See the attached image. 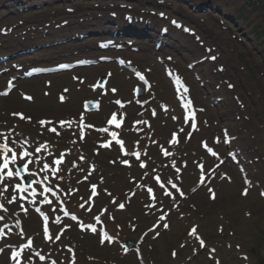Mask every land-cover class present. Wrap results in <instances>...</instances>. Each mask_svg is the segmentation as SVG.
<instances>
[{
  "label": "rangeland",
  "instance_id": "rangeland-1",
  "mask_svg": "<svg viewBox=\"0 0 264 264\" xmlns=\"http://www.w3.org/2000/svg\"><path fill=\"white\" fill-rule=\"evenodd\" d=\"M63 1L70 0H0V27L23 20L43 19V22L55 14V8L60 11L64 8L65 5L61 4ZM115 1L126 2V0H80L78 8L99 12L102 8L96 9L94 6L96 3H103L106 6ZM208 1L212 6L201 11L199 9L201 7L198 6L200 2ZM167 2L164 7L173 9L174 13L186 23L197 27L205 44L217 49L215 53L218 55L217 62H205L197 66L198 70L202 69V72L207 74L204 77V93L200 91L202 102H206V92H214L215 99H223L218 104L209 100L212 107L207 116L211 123L213 121L217 124H226L231 134L235 135L234 148L241 151L248 165L253 188L247 196L241 194L245 185L238 171L231 168L233 166L231 163L224 164L218 169L217 159L199 148L198 140L205 136L200 133L198 136L195 135L191 144L187 146L186 152H190L191 155L189 159L177 165L182 168V172H176L174 167H168L169 172L167 169L162 171V177L167 181L175 180L178 176L184 178L180 185L186 197L171 200L158 190L164 203L158 201L157 208L151 212L147 208L151 203L143 199L148 196L146 185L154 182L144 181L145 179L137 181V177H141L142 173L139 171L138 175L135 174L136 167L122 168L112 162L116 161L117 154L108 150L97 155L93 151L95 148L93 142H87L85 146L83 145L82 151L95 160L82 162L80 175L99 188L93 202L90 203L95 208L93 214L103 215L114 231H118V225H121L125 237L137 238L144 232L143 238L146 241L143 246L144 258L149 264L215 263L216 259L209 256L208 249L189 261L193 253L199 249L200 240L211 247L214 256L221 264H264V196L261 195L264 192V0H194L197 6L195 11H190L183 1L175 3L174 0H167ZM131 3H135L139 10L147 6L158 10L157 0H137ZM171 3L172 5H169ZM21 28L24 30L26 26ZM180 37L184 39L181 34ZM186 40L190 46L197 49L191 54L190 60L194 61L207 55L205 48L192 37H186ZM219 67L222 70H219L221 69ZM116 73L124 77L121 71ZM117 75L114 84L118 86L122 81ZM46 79L52 80L54 84L49 88L51 90L49 96L44 93ZM34 82L38 84L37 88L30 86ZM34 82L20 86V89L34 94L36 102L24 101L16 89L13 92L17 99L15 105L6 107L4 102L0 105V129L17 125L18 121L10 117V111H23L33 121H23L21 123L23 126L20 128H27L35 133L39 142L50 141L53 144L63 136L39 130L38 119L51 117L58 120L59 116L73 113L77 115L75 109H81V100L93 94L77 91L76 87L72 88V91L78 95L76 99H79L78 108L74 109L73 106H64L58 102V93L64 85L75 84L70 76L67 77V83L58 84L56 87L52 77H43ZM127 84L129 87L125 86L126 91L121 92V95L130 98L133 83ZM72 91L69 93L70 96ZM156 92L160 101L161 99L168 101L169 97L172 99L170 86L167 92L158 84ZM167 93L169 95L164 99ZM109 103V99L104 100V110L96 114V123H103L106 115L113 108L114 105L109 106ZM175 127L176 123L172 120H165L160 121V126L156 130H161L158 136L162 135V140L166 141L170 131ZM205 132H210V129L206 128ZM66 146L60 145L58 150ZM225 155L226 152L223 153V156ZM74 163L66 162V173H71L70 168ZM162 163L158 160L151 170ZM198 164L207 169L214 167V170H218L212 178L209 176L202 186H198ZM92 165L95 166V171L92 170ZM74 183L76 184L77 181L74 180ZM83 186V199L86 200L89 194L88 181L79 182L78 187L83 188ZM141 187L146 197L137 194V190ZM133 191H136L135 196L129 198V194ZM79 197L80 195L76 196L77 199H80ZM129 201H133L132 204H129ZM85 203L88 205V200ZM120 204L124 207L121 208ZM161 206L170 209L166 223L163 221L160 223L156 214ZM86 208L78 209L86 212ZM165 209L161 210L159 215H163ZM30 218H35L38 225L32 228L28 223V231H38L40 229L38 218L35 215ZM164 224L168 225V229H164ZM133 226L137 229L134 232L131 231ZM193 228L196 229L195 234L190 235ZM69 234L71 239L79 242H77L78 251L82 254L80 264H87L89 257L92 263H96L95 260L100 258V264H103V261L111 258L118 264H139L134 254L122 256L116 247L100 245L96 236L82 235L73 230ZM66 241L68 242L67 239Z\"/></svg>",
  "mask_w": 264,
  "mask_h": 264
},
{
  "label": "snow or ice",
  "instance_id": "snow-or-ice-1",
  "mask_svg": "<svg viewBox=\"0 0 264 264\" xmlns=\"http://www.w3.org/2000/svg\"><path fill=\"white\" fill-rule=\"evenodd\" d=\"M163 15V14H161ZM128 19H131V17H128ZM173 24H176V21H172ZM110 43V42H109ZM102 47L105 45H101ZM213 59H215V57H213ZM123 63V61H121ZM78 63H90L89 61H79ZM60 68H67L69 67V65H59ZM33 71H36L35 69ZM169 75H172L171 72H169ZM141 79H144V77L141 75L140 77ZM175 82L177 84H179L182 88V91L180 89H178V92L180 93V95L182 96V98L185 99V104L184 107L186 109H191V100L187 99V93H188V88L186 85H183V81L181 78L176 77ZM9 89L7 91L4 92H0V95H4L7 96L9 94V92L11 91V86H12V81H9ZM142 90V89H141ZM113 91H115V89H113ZM27 99H31V97H26ZM116 104H120L121 101L120 100H116L115 101ZM155 114V113H154ZM22 116V114H19ZM191 115L193 116L194 119V112L191 113ZM23 118V117H22ZM185 119H187V116L185 117ZM40 123L43 125L46 122L45 121H40ZM62 124L64 122H61ZM109 124H114L117 127L120 126V121L117 119V115L116 113H113L111 116V119L108 120ZM191 127L195 128L196 125L195 123H193L191 125ZM51 131L55 132L56 130L54 128L50 129ZM103 131H107V129H103ZM117 134L115 132L112 133V136L115 137ZM10 136L11 133H4V132H0V196H4L5 193H7L9 191V183H6L5 181H11L14 178H18L19 180H23L24 179V173H29L30 176L32 175H36L40 172H46L47 170H49L50 168V164L47 162H43L42 157L35 155L33 152L28 151L26 148H24V144L27 143V141H24L23 143L19 144L20 147V151H17L16 145L18 144V141L16 140H11L10 142ZM118 143H122L121 141H117ZM224 142H228L227 139V133H225V140ZM105 147H107L108 145H104ZM45 145L41 144L39 147H36L34 152L35 153H40L41 149L44 148ZM167 154V153H166ZM59 158H57L54 163L56 165L61 164L62 162V154H58ZM131 155H134L137 157V159H139V153H131ZM213 155H215V153H213ZM124 164H128L127 160L123 161ZM37 164H42V167L40 168H33L30 171V166L33 165H37ZM141 167H144L145 165L143 163H141L140 165ZM53 174H55L58 169L57 168H52L51 169ZM48 180V176L45 175L43 177V181H47ZM157 180H159V177H157ZM43 181L38 180V179H31L30 183H28L27 185H25L24 183H15L14 185H12V194L10 198H6V203L7 204H12L13 202H17L18 199H26L27 197L20 195L23 194L25 192H28L29 189H31V196L33 198L36 197L37 195V191L36 188H33L32 185H39L41 184ZM93 190H95V185L92 186ZM173 188L175 189L176 186L173 185ZM52 189L50 186L44 187L43 191L40 193V195H44V193L46 192H50ZM149 192L152 191L151 188L148 189ZM193 191H195V189H193ZM211 191V190H210ZM247 189L244 190V195H247ZM167 195L171 196L172 193H166ZM180 195L183 196V192H180ZM262 196H264V192L261 193ZM45 202L47 203H51L50 201H48L47 197H44ZM19 206V205H18ZM83 205H81L82 207ZM121 208L124 207L123 204L119 205ZM0 210H3L4 212H7V208L5 207L4 203H0ZM37 211H39V209H37ZM67 214V213H66ZM4 217L2 215H0V220H3ZM45 220L48 219L47 216L44 217ZM72 219L75 220L76 216L73 215ZM97 219H99V217H97ZM164 217H161V220H163ZM57 221H59V217H57ZM165 228L168 227L167 224L163 225ZM5 227H7V225H5ZM91 227V226H90ZM93 231H95V228H92ZM3 229H0V235L3 234ZM196 229L193 228L192 231L190 232V235L195 234ZM45 234H47V229H45ZM57 239H59V237H56ZM112 237H109L107 235V233L103 234V237L100 240V243L103 244L105 242V240H108L109 242L111 241ZM201 246H203V240H200ZM3 249H0V252H2ZM20 255V252L18 251H12L11 256L12 259H16L18 256ZM39 255V254H38ZM173 255H175V253H173ZM41 260H44L45 257L44 256H40ZM17 264H19V262L17 261ZM73 264H75V261L73 259Z\"/></svg>",
  "mask_w": 264,
  "mask_h": 264
},
{
  "label": "bare ground",
  "instance_id": "bare-ground-1",
  "mask_svg": "<svg viewBox=\"0 0 264 264\" xmlns=\"http://www.w3.org/2000/svg\"><path fill=\"white\" fill-rule=\"evenodd\" d=\"M12 1V0H11ZM52 28H54V27H52ZM62 29H59L55 34H57L58 35V37L59 38H63V39H65L66 38V36L68 35V32H64V31H62V32H60ZM23 37V39H25L26 38V36H25V34L22 36ZM171 37L172 38H170L171 40H174L175 41V48H183V49H187L188 48V44L186 43V40L185 39H182L181 37H179L178 36V34L177 33H173V34H171ZM56 45V44H55ZM62 46H60V45H57V46H52V48H56L57 50H61V51H63L64 49L63 48H61ZM81 47H88V45H81ZM147 47V46H146ZM63 49V50H62ZM171 49H173L172 47H171ZM188 50V49H187ZM194 50H196L195 48H193V47H190L189 48V50H188V52H193ZM149 55H151V54H149ZM36 54H33V55H28L27 56V59H28V61L29 62H31L32 64H34L35 65V59L34 58H36ZM143 56L142 55H140V54H137L136 55V60H137V62L138 61H140V59L142 58ZM92 70H95V69H97L96 67H90ZM66 74L67 73H61V74H58V75H56L55 77H56V79H57V77H60V78H62V76H66ZM119 79H120V77H119ZM121 80V79H120ZM1 81V80H0ZM55 82H57V81H55ZM122 86H123V88H125V89H123V90H126V87H128V84L127 83H123L122 82ZM126 86V87H125ZM78 96V95H77ZM72 99L70 98V101H71ZM76 100V99H75ZM41 101H44V100H41ZM5 102H6V104H7V106H11V105H13V104H15V103H13V101H12V99L11 98H6L5 99ZM78 102L77 101H75V103H74V106H78V104H77ZM65 104H68V102L67 103H65ZM64 104V105H65Z\"/></svg>",
  "mask_w": 264,
  "mask_h": 264
}]
</instances>
